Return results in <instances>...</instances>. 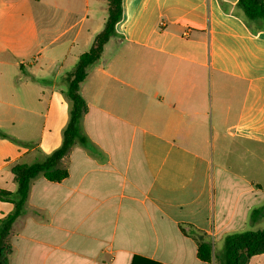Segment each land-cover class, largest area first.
<instances>
[{
	"label": "crops",
	"instance_id": "obj_1",
	"mask_svg": "<svg viewBox=\"0 0 264 264\" xmlns=\"http://www.w3.org/2000/svg\"><path fill=\"white\" fill-rule=\"evenodd\" d=\"M122 5L80 87L88 143L61 160L64 181H32L10 264H209L200 236L216 250L264 229L250 220L264 206V30L238 0ZM107 16L108 0H0L1 189L62 145L69 75ZM14 208L0 200V222Z\"/></svg>",
	"mask_w": 264,
	"mask_h": 264
},
{
	"label": "trees",
	"instance_id": "obj_2",
	"mask_svg": "<svg viewBox=\"0 0 264 264\" xmlns=\"http://www.w3.org/2000/svg\"><path fill=\"white\" fill-rule=\"evenodd\" d=\"M123 0H108V16L105 28L100 32L89 51L82 54L69 75L66 98L71 102L69 123L63 133L60 148L42 161L32 164L17 163L12 168L18 189L15 193L0 188V200L14 204V211L0 222V264H10L14 248L9 241L14 222L24 212L32 181L42 175L55 183L64 181L69 173L59 166L61 160L75 144L87 145L88 139L81 128V121L87 112V103L80 93L81 84L89 71L101 59L103 51L111 38L117 36L116 25L123 18ZM238 8L247 27L258 33L264 30V0H238ZM251 223L264 220V206L253 210ZM198 257L212 264H249L252 257L264 254V229L230 234L224 239L221 255L215 253L212 242L197 240Z\"/></svg>",
	"mask_w": 264,
	"mask_h": 264
},
{
	"label": "rangeland",
	"instance_id": "obj_3",
	"mask_svg": "<svg viewBox=\"0 0 264 264\" xmlns=\"http://www.w3.org/2000/svg\"><path fill=\"white\" fill-rule=\"evenodd\" d=\"M10 78H11V75H10ZM210 156H211L212 163H213L214 165H216L218 159H217L216 155L213 156V151L211 152ZM8 188H9V189H12V190H15V189H16V185L13 186L12 184H10ZM17 188H18V186H17ZM223 250H224V244H222L221 247L218 245V247H217L216 250H215V253H216L217 255H221V254L223 253Z\"/></svg>",
	"mask_w": 264,
	"mask_h": 264
},
{
	"label": "water",
	"instance_id": "obj_4",
	"mask_svg": "<svg viewBox=\"0 0 264 264\" xmlns=\"http://www.w3.org/2000/svg\"><path fill=\"white\" fill-rule=\"evenodd\" d=\"M199 239L202 240L203 239V236H200Z\"/></svg>",
	"mask_w": 264,
	"mask_h": 264
}]
</instances>
